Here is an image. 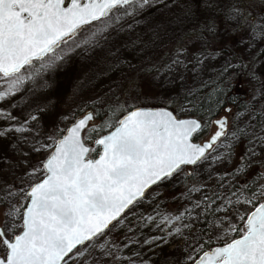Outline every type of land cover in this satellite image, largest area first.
Instances as JSON below:
<instances>
[{"label": "rangeland", "instance_id": "374dc122", "mask_svg": "<svg viewBox=\"0 0 264 264\" xmlns=\"http://www.w3.org/2000/svg\"><path fill=\"white\" fill-rule=\"evenodd\" d=\"M239 1L152 0L143 7L113 9L107 18L85 24L74 37L66 38L67 43L56 49L60 59L48 67H40L50 59L46 56L22 69L23 83L0 100V131L5 133L0 135V199L5 200L0 203V225L4 226L11 204L25 202V186L42 176L41 161L51 146L52 132L80 115L88 102L105 98L129 73L135 72L141 79L142 100L160 102L186 83L207 78L215 69L235 68L228 51L220 49L226 38H238L236 50L243 55L259 48L264 43V12H255L258 0H249L246 7ZM177 38L208 41L207 45L195 40L168 49ZM258 56L241 82L249 90L251 105L244 109L230 106L224 113L225 134L206 151V158L195 165H182L172 177L149 186L143 197L121 214L122 223L113 221L102 235L87 242L91 246L82 257L69 264H127L134 257L136 264H191L189 257L202 240L219 244L237 236L232 233L219 238L229 224L242 226L239 216L264 202L263 169L251 181L241 179L250 162L264 159V141L260 139L264 137V50ZM150 62L155 68L147 73L145 67ZM221 113L222 109L214 117ZM9 115L14 119H8ZM33 115L36 120L31 119ZM21 127L26 131H15ZM213 129L210 120L194 138H206ZM84 140L92 142L85 136ZM240 145L241 161L232 173L226 172L231 151ZM236 180L239 186L229 190ZM250 182L252 189L245 191L244 185ZM209 187L218 188L216 210L211 213ZM9 188L14 196L5 195ZM177 216L181 219L176 220ZM138 228L143 232L136 235L132 231ZM146 234L153 242L152 247L147 245L151 252L148 259Z\"/></svg>", "mask_w": 264, "mask_h": 264}, {"label": "snow or ice", "instance_id": "6c2138e0", "mask_svg": "<svg viewBox=\"0 0 264 264\" xmlns=\"http://www.w3.org/2000/svg\"><path fill=\"white\" fill-rule=\"evenodd\" d=\"M151 2L0 0V100L18 89L24 81L21 70L32 67L33 61L50 57L40 65L46 68L60 59L56 49L83 25L107 18L113 9ZM90 120L91 114L79 120L56 144L40 167L43 178L24 193L27 205L11 204L7 209L0 227V264H69L82 257L91 246L87 242L102 235L113 221L122 223L121 214L143 197L146 188L172 177L182 165L206 158V151L225 134L227 123L217 121L219 130L211 142L198 146L189 142L201 129L198 121L177 119L167 111H132L119 120L114 132L95 141L102 151L91 159L89 153L96 149L86 146L80 136ZM15 194L9 188L5 195ZM239 219L242 226L229 224L219 237L235 233L238 238L209 251L201 245L199 258L189 257L193 264H264V203Z\"/></svg>", "mask_w": 264, "mask_h": 264}, {"label": "trees", "instance_id": "16d2710c", "mask_svg": "<svg viewBox=\"0 0 264 264\" xmlns=\"http://www.w3.org/2000/svg\"><path fill=\"white\" fill-rule=\"evenodd\" d=\"M248 1L249 0H240L238 4L241 7H246V2ZM258 1L259 6L255 9V12L262 13L264 12V0ZM247 16V18H250L251 15L248 14ZM195 40L201 41L203 45L204 43L206 44V41H208L206 38H177L167 45V48L172 49L179 46L189 45ZM237 40L238 38H226L224 45L220 48L224 51H228L229 60L235 63V68L230 69L228 66H226L215 69L209 74L207 78L186 83L183 88L173 92L168 98H164L160 100V102L142 100L143 98L139 97V83L141 82V79L137 77L135 72L132 75L129 73L128 76L115 84L113 91L106 95L105 98L103 97L97 101L88 102L85 105L86 108H90L92 111V120L88 121L87 128L82 132L83 138L85 136L87 139L90 137L92 140H94L97 135L104 133L111 126H113L116 122V119L122 112L136 105H165L178 115H194L200 119L201 128L203 125L208 123L214 117V115L220 109H222L224 105L228 104L235 109H244L249 107L251 105L248 99L249 90L248 88H244L241 85V82L247 77L248 71L253 69V65L259 57L258 55L262 53V50H264V43L261 44L260 47L255 51L248 54L249 56H247L236 50ZM154 68L155 66H153L150 62L147 63L145 70L147 73H149ZM225 69H227V71H225ZM62 130L63 129L60 128L55 129L52 132V140L50 142L51 145L56 137L62 132ZM197 133H195L194 136L197 135ZM90 148L96 149V151L89 153V156H94L97 152V148L93 145H90ZM231 152V160H229V164H227L225 167V171L229 173H232L235 166L241 161L243 157V146H235L234 150ZM259 169H263L262 172H264V159L250 162L243 171L241 179L243 181L249 178L250 181L251 179L253 180L255 177H258L261 174ZM186 177L191 178V175H186ZM28 185L25 186L23 192H25V189ZM238 186L239 182L236 180L231 184L229 190L235 189ZM243 188L245 191H250L252 189L251 182L250 184L246 183ZM217 189L218 188L212 189L209 187L210 193L208 200L210 201L211 205L208 207V210H210V213L213 210H216L214 204L216 201V196L218 195L216 192ZM253 203H255V200H253ZM154 223L156 224V222ZM141 226L144 227L145 224L142 223ZM236 226H239V224H236ZM140 229L141 228H138L132 232H135L136 235L141 234L143 231H140ZM147 236V234L144 236V238H146L144 240L146 245L144 250L148 254V259L151 255V252L147 248V245L150 247L151 244L152 247L153 242L150 243ZM212 244L213 242H211L210 239H204L201 242L203 249L211 246ZM116 246L120 247L124 245L118 244ZM198 253L199 251L195 250L193 257H196ZM136 261L137 258L134 257L129 260L127 264H136Z\"/></svg>", "mask_w": 264, "mask_h": 264}, {"label": "water", "instance_id": "95a60500", "mask_svg": "<svg viewBox=\"0 0 264 264\" xmlns=\"http://www.w3.org/2000/svg\"><path fill=\"white\" fill-rule=\"evenodd\" d=\"M229 108H230V106H229L228 104H227V105H224V106L222 107V111H223V113H221V114H219L218 116L213 117V118L211 119V122L214 124V129H213V130H212V131L206 136V138H203V139H201V140H196V139L194 138V134L197 133V132H199V130H198L197 132H195V133L192 134V136H191L189 142L192 143V144H194V145H198V146H203V145H206V144L210 143L211 140H212V138H213V136H215L216 132L219 130L218 125H217V121H220V120H226V122H227V117H226V115H225L224 113L228 112V111H229ZM132 111H150V112H161V111H167V112L172 113L177 119H182V120H196V121H198V122L201 124V121H200V119H199L198 117H196V116H194V115H178V114L174 113L169 107H167V106H165V105H136V106H132V107L126 109L124 112H122V113L118 116V118L116 119V122L114 123V125L111 126V127H110L107 131H105L104 133L97 135V136L94 138V140H92L91 143H89V142H87V141L84 140L83 135H82V132H83V131L80 133V136H81L83 142L86 144V146H88L89 148H90V145H93V146H96V147H97V152H96V154H95L94 156H89V158H91V159H97V158H98V155H97V154H98L99 152L102 151L101 146L96 145L95 141L98 140V139H100V138H102V137H104V136H107V135H108L109 133H111V132H114L115 129H116V127H119V123H118L119 120H120V119H123L124 117H126V116H127L129 113H131ZM89 114L92 115V111H91V109H90V108H86V109H84L80 115H77V116H76L71 122H69V123L63 128L62 132L56 137V139L54 140V142H53L52 145L50 146V148H49L47 154H46L45 157L42 159V161H41V165H42V163H43L44 161H46V160H47V159H48V158L54 153V150H55V146H56V144H57L60 140H62L65 136L68 135V130H69L70 128H72L76 123H78L79 120L84 119V118H85L87 115H89ZM226 125H227V123H226ZM225 128H226V126H225ZM224 130H225V129H224ZM207 151H208V150H207ZM185 166H191V165H185ZM42 178H43V175H42L40 178H38L37 180L31 182V183L27 186V188L25 189V192H27V191L30 189V187H31L32 185H34L35 183L39 182ZM146 189H147V188H146ZM146 189H145V190H146ZM25 192H24V193H25ZM260 203H264V202H258V203H256L251 209L248 210L247 214H248L249 212H251L252 210H254L255 206H258ZM24 205H25V206L27 205V200H25ZM21 211H23V208L21 209ZM247 214H246V215H247ZM20 223H21V221H20ZM0 227H2V226L0 225ZM21 230H22V229H21ZM11 236H12V235H11ZM11 236H9L10 239H11ZM233 238H238V236H235V237H233ZM233 238H231V239H233ZM229 240H230V239H229ZM224 243H225V242H223V243H219V244H213V245H211L210 247L205 248V249H203V250H204V251H209V250L214 249V248H216V247H222V246L224 245ZM200 254H201V253L199 252L198 255H197L196 257H194V258H199V255H200ZM191 264H193V261H191Z\"/></svg>", "mask_w": 264, "mask_h": 264}]
</instances>
